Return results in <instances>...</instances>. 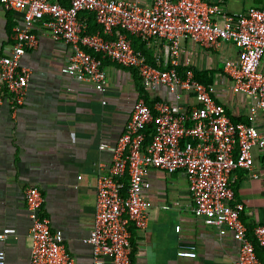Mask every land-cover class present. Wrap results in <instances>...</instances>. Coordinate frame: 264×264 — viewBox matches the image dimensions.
<instances>
[{"label":"built area","instance_id":"2783aa9c","mask_svg":"<svg viewBox=\"0 0 264 264\" xmlns=\"http://www.w3.org/2000/svg\"><path fill=\"white\" fill-rule=\"evenodd\" d=\"M0 6L21 16L13 29L11 52L0 53V106L8 101L14 114L25 103L29 71L21 61L38 45L37 28L71 48L61 70L69 78L61 85L67 92H76L73 82L104 92L107 76L93 51L136 69L147 90L165 96L155 98L152 108L142 99L135 103L113 148L111 173L116 179L98 181L93 230L84 241L93 247L94 264H104V259L133 264L131 228H148L153 205L147 191L153 168L185 173L195 216L239 243V256L232 264H264L254 243L264 248V224L250 239L242 220L245 205L236 201L231 183L237 170L259 178L253 173L255 153L264 152V5L232 14L204 0H151L148 7L133 0H0ZM86 13L94 15L99 32H88ZM131 36L143 42L165 41L168 68L149 64L135 50ZM185 41L210 51L231 43L238 54L224 61L222 72L208 86L197 80L189 59H180ZM180 67L187 69L180 73ZM217 85L224 98H239L247 123H235L224 101L213 96ZM151 124L157 132L145 145ZM25 199L31 222L29 264H77L66 249L63 232L53 231L43 214L42 192L30 187ZM12 233L5 230L0 239ZM178 255L196 258V247H183ZM0 264H6L3 251Z\"/></svg>","mask_w":264,"mask_h":264},{"label":"crops","instance_id":"0c3cea01","mask_svg":"<svg viewBox=\"0 0 264 264\" xmlns=\"http://www.w3.org/2000/svg\"><path fill=\"white\" fill-rule=\"evenodd\" d=\"M133 1L147 7L151 4V0ZM204 1L219 4L229 14L264 5L263 0H250L253 5L233 11L227 7V0ZM84 15L91 32H99L94 15ZM20 17L0 6L3 55L11 52L13 29ZM36 32L38 45L21 61L29 71L25 103L15 114L8 101L0 106V235L5 230L14 231L0 239V251L5 253L6 264H29L31 222L25 192L37 187L46 200L43 214L53 231L63 232L69 255L77 264H94L93 247L84 241L93 230L98 181L116 179L111 173L113 148L131 119L135 103L140 99L147 103L142 92L145 86L136 69L105 58L104 92L91 84L73 82L76 92L69 93L61 86L69 80L61 70L68 64L70 46L55 41L43 29ZM143 43L156 66L168 68L166 42L152 39ZM183 47L192 55L184 52L180 59H189L197 71H215L214 80L222 72L224 61L234 57L229 53L222 58L220 50L193 48L188 41ZM232 48L233 44L227 43L222 49L230 52ZM219 86L213 96L224 101L232 116L246 117L239 98H224ZM145 90L152 105L155 98L165 99L162 93L156 97ZM255 156L253 173L259 178L245 170H237L231 177L236 201L245 205L242 220L252 234L264 224V152L256 151ZM149 179L152 186L147 195L153 205L150 222L145 230L131 228L133 264H232L239 256V243L195 216L185 173L168 174L153 168ZM187 246L196 247V258L178 255ZM259 258L264 260V251ZM104 264L111 262L104 259Z\"/></svg>","mask_w":264,"mask_h":264},{"label":"trees","instance_id":"16d2710c","mask_svg":"<svg viewBox=\"0 0 264 264\" xmlns=\"http://www.w3.org/2000/svg\"><path fill=\"white\" fill-rule=\"evenodd\" d=\"M263 3H264V0H263ZM262 6V5H261ZM87 14V13H86ZM84 15V14H83ZM85 17H86V15H84ZM98 26V25H97ZM88 32L90 33V34H93L92 32H91V30H90V25H89V29H88ZM131 39H132V42H133V46H134V48H135V50L137 51V52H139V53H141L145 58H146V60L148 61V63L149 64H151V65H153V66H156V64H155V61L153 60V58H152V56H151V53L146 49V46H145V43H143L142 41H141V39H138V38H136V37H131ZM93 56H95L100 62H101V66H102V68H103V59H105V58H103V56L101 55V54H98V53H95V52H93V51H91L90 52ZM190 69H193L194 70V72H195V75H196V78H197V80H199L200 82H202V83H204V84H206V85H208V86H210V85H212L213 84V82H214V75L216 74V72L215 71H213V70H205V71H197L196 69H194V68H190ZM184 71H186V69L185 68H179V72L180 73H184ZM142 92H143V94H144V98H145V100L147 101V103H148V105L149 106H151V108H152V102L150 101V99H149V96H147V93H146V90H145V87H144V89H142ZM227 112H228V114H230V112L227 110ZM232 119H233V121L235 122V123H239V122H243V123H247V119L245 118V117H236V116H232ZM156 132H157V129H156V126H155V124H151V125H149L148 126V129L146 130V141H145V145H147V144H150L151 142H152V140H153V137H154V135L156 134ZM248 236H249V238L250 239H252L253 240V238H254V236H253V234L252 233H248ZM254 243H255V247H256V252H257V255H258V257H259V254L261 253V252H263L264 251V248H262V247H260L258 244H257V242H255L254 241ZM261 261H264L263 259H261V258H259Z\"/></svg>","mask_w":264,"mask_h":264},{"label":"rangeland","instance_id":"374dc122","mask_svg":"<svg viewBox=\"0 0 264 264\" xmlns=\"http://www.w3.org/2000/svg\"><path fill=\"white\" fill-rule=\"evenodd\" d=\"M251 5H253V3L250 0H227V7L233 11L243 10ZM191 47L195 48L192 44ZM220 52V54H222V58H226L229 53L234 55V57L238 54V50L236 48H232L230 52L221 49Z\"/></svg>","mask_w":264,"mask_h":264}]
</instances>
